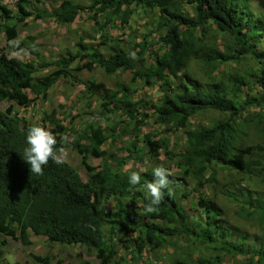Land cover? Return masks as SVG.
<instances>
[{
	"label": "trees",
	"instance_id": "obj_1",
	"mask_svg": "<svg viewBox=\"0 0 264 264\" xmlns=\"http://www.w3.org/2000/svg\"><path fill=\"white\" fill-rule=\"evenodd\" d=\"M2 1L0 36L5 41L0 48V104L6 101L10 105L5 110L0 108V256L7 237L31 246L34 233L51 243L76 245L94 253L98 264H129L118 256L115 243L127 234H138L134 238L138 253L147 246L160 248L168 239L191 236L184 204L174 194L167 195V190L158 211L145 214L148 193L141 187L152 181L153 171H144L140 174L141 182L131 185V172L122 169L128 158L136 162H142L146 156L161 158L167 140L158 129H144L151 121L172 132L185 131L184 150L174 162L181 177L171 175L170 179H192L201 192L198 204L205 224L201 232L194 234L207 243L217 240V231L224 234L219 219L223 211L204 189L223 187L230 192L232 186L249 179L264 184V116L254 109L263 105L264 95L244 90L246 86L250 89V77L256 78L264 89V48L258 47L264 38V19L250 9L249 1L91 0L90 4H83L61 0L54 9L43 10L34 5V1L40 0H17L16 12ZM140 10L157 15L151 32L159 35L158 49L150 48L146 40L124 46L107 31L108 27L131 28L130 19ZM84 12L97 24V45H90L79 36L75 51L67 50L57 58H49L39 49L37 35L19 39L21 26L30 18L48 16L63 26L74 23ZM102 46L109 48L108 55L102 53ZM23 49L33 58L12 54ZM133 52L135 58L130 56ZM246 57L257 65L249 74L231 66ZM193 64L200 67L203 79L194 74ZM223 65L226 67L222 68ZM96 68L109 75L132 72L131 82L118 83L116 88L90 77L84 91L91 97L101 94L100 119L109 120L117 112L125 118L123 132L133 136L130 145L134 150L126 147L127 156H118L104 147L107 140L116 141L123 134L117 123L109 135L92 121L78 131L64 125L57 109L43 110L39 126L51 131L58 141L67 130L79 133L62 146L80 154L81 167L88 176L84 179L66 161L57 165L51 160L42 176L31 174L23 153L28 146L27 130L34 125L14 109V104L37 107L59 80L76 79L73 72ZM39 69L48 71L37 75ZM137 78L147 85H154L157 79L162 81L158 103L135 95L133 85ZM204 111L218 112L221 117L209 125L189 127L193 117ZM252 130L258 132L257 142L250 140ZM140 141L142 148L138 146ZM90 156L102 159V165H92ZM113 161L116 168L111 165ZM216 165L229 174L220 178L219 171L212 170ZM189 194L185 191L183 197ZM228 195L232 199V193ZM137 201H141L138 208ZM89 223L95 230L87 226ZM82 254L78 252V256ZM30 256L42 264L51 259L33 252ZM255 256L258 259L254 264L264 263V243L253 252V260ZM218 258L216 255L192 261L175 257L169 264H222ZM84 264L92 263L84 260Z\"/></svg>",
	"mask_w": 264,
	"mask_h": 264
},
{
	"label": "rangeland",
	"instance_id": "obj_2",
	"mask_svg": "<svg viewBox=\"0 0 264 264\" xmlns=\"http://www.w3.org/2000/svg\"><path fill=\"white\" fill-rule=\"evenodd\" d=\"M60 1L61 0H40L34 1V5L43 10H52ZM75 1L83 4L91 3V0ZM248 1L251 7L250 9L254 10L253 12L256 13L257 17L264 19V0ZM2 3L8 5L16 12L17 0H3ZM156 18L157 15L153 11L146 12L140 10L139 13L135 14L130 19L131 28L121 29L119 26H117L118 28L108 27L107 31L116 37V39H119L120 43L124 46H133L135 42L146 40L150 48L158 49L160 48V44L158 43L159 35L151 32L154 28L153 19ZM101 20H103V18H101ZM150 33L153 34L149 36ZM27 35H37L36 42L39 45V49L49 58H57L67 50L75 51L76 41L79 39V36H83L90 45H97L99 42L97 24L90 19L85 12L81 13V16L77 18L74 23L63 26L58 25L48 16H44L41 19L30 18L26 25L21 26L19 39H24ZM146 36L148 38H146ZM4 41V36H0V48L4 45ZM258 47L261 49L264 48V38L260 40ZM101 51L105 55L109 54V48L107 46H102ZM12 54L24 59L32 57L25 49ZM231 66L242 69V72L247 71L249 74L251 69H255L257 65L253 59L246 57ZM225 67V65L222 66V68ZM47 71L48 70L39 69L37 75L45 74ZM192 71L199 78H204V74L197 64L192 65ZM76 73L73 72V75L77 77V80L75 78L59 80L50 89L47 99H40L38 101L41 108L45 110L57 109L58 117L64 121V125L78 131L92 121L95 126L103 127L106 134L109 135L115 123L119 124V129L123 134L119 136L116 141L107 140L104 147L108 151L118 154V156H127L126 147H130L133 150L134 148L130 145L133 136L123 132V129L126 127L123 121L125 118L117 112L114 113L115 116H112L109 120H100L101 94H98V97H91L85 93L84 89L90 77L96 78L98 81H103L112 88H116L118 83H130L132 72L119 71L109 75L103 70L96 68L92 71L83 70ZM250 79V89L246 86L244 90L250 94L264 95V89L258 85L256 78L250 77ZM154 83V85H147L145 80L137 78L133 85L136 89L135 95L137 97L142 96L147 99H152L158 103L162 95V91L159 89L162 81L157 79ZM165 88H168V85H166ZM9 105L10 104L5 101L0 104V108L5 110ZM14 109L31 124L40 121V118L36 115H32V112H29L28 108L14 104ZM39 109L40 106L38 105L34 107L33 110L37 113ZM254 109H257L264 116V103L262 106ZM38 113L40 112L38 111ZM220 117L221 115L215 111L199 112L193 117L189 127L209 125L210 122L216 121ZM153 128L160 130V136L167 140L166 148L161 152V158L152 159L146 156L142 162H136L132 158H128L127 163L122 169L131 173L135 171L141 174L144 171H153L155 167L163 166L171 172V175L181 177L180 171L174 162L178 159L179 153L183 151L185 147L184 129L172 132L165 129L163 126H158L152 121L150 122V126H146L144 129L151 130ZM78 134L73 130L66 131V135L70 140H74ZM257 134V131L252 130L250 140L257 142L259 139ZM138 146L142 148L144 146L143 142L140 141ZM65 153V161L75 166L82 177L87 179V172L80 164V154L72 148H65ZM136 155H141V152H137ZM89 162L93 163L95 166H101L103 161L100 158H91ZM111 165L114 168L117 167L114 161L111 162ZM212 170H218L220 178L229 174L228 170H220L218 165L212 166ZM172 184L173 186L171 189L173 194L185 206L188 215L187 226L192 235H183L168 239L160 248L152 249L147 246L139 251L141 253H138L134 248V238L137 237L138 234L136 232L130 233L120 242L115 240V243H118V256L123 257L129 264H169L170 260L175 257H182L192 261H201L208 256L214 257L216 255L219 257L218 259L222 264H247L248 262L254 264L258 257L255 256L253 260V252L264 243V208L262 207V204H264L263 183L257 182L254 179H249L247 182L237 183L232 186L230 192H227L228 190L223 187L213 189L211 186H208L204 189L205 193L213 198L216 206L218 205L223 211L219 219L225 233L222 234L220 231H217L214 234L217 240L213 243L203 242L200 236L194 234V231L201 232V228L205 224L202 208L198 204L201 192L197 189L195 181L192 179L186 181L177 180L173 181ZM141 190L147 191L143 185ZM185 191L190 193L186 198L183 197ZM229 193H232V199H230ZM111 203L110 209L113 208L112 205L114 206V202L111 201ZM135 206H137L136 208H138V206L140 207L141 201H137ZM11 239H8V245L6 244L2 248L3 254L0 256V264H42L36 263L30 256L31 252L36 254L35 247L32 246L33 244L31 246H25L21 242L13 238ZM38 250L41 251L40 248H38ZM80 251L83 252L82 257L78 256V252ZM45 256L51 258L48 264H84V260H88L92 264H98L97 257L94 253H87L76 245L70 247L60 245L55 246V248L48 247Z\"/></svg>",
	"mask_w": 264,
	"mask_h": 264
},
{
	"label": "clouds",
	"instance_id": "obj_3",
	"mask_svg": "<svg viewBox=\"0 0 264 264\" xmlns=\"http://www.w3.org/2000/svg\"><path fill=\"white\" fill-rule=\"evenodd\" d=\"M135 58V53H130ZM27 147L24 149L23 159L30 165L31 174L42 176L44 168L49 161L57 165L65 162V148L62 146L68 143V136L64 135L57 140V137L43 126H32L27 130ZM61 145L57 147V145ZM153 179L145 184L147 189L148 203L145 206V214H151L158 211L159 206L164 200L165 190L167 195H173L170 185L173 181L170 179L171 172L163 167L158 166L153 169ZM141 182V176L138 172H132L129 178L131 185H137ZM89 228L95 230V226L89 223Z\"/></svg>",
	"mask_w": 264,
	"mask_h": 264
},
{
	"label": "crops",
	"instance_id": "obj_4",
	"mask_svg": "<svg viewBox=\"0 0 264 264\" xmlns=\"http://www.w3.org/2000/svg\"><path fill=\"white\" fill-rule=\"evenodd\" d=\"M2 37V36H1ZM39 106H40V109L38 110L40 113H38V111H37V113H35L34 112V108L33 107H24V108H28V111L29 112H32V115H36V116H38L40 119V121H38V122H35V123H33V125L34 126H39V125H41V115H42V111L43 110H45V109H43V108H41V105L40 104H38ZM45 111H49L48 109L47 110H45ZM37 117V118H38ZM36 118V119H37ZM89 120V119H88ZM100 120H102V119H100ZM87 121V120H86ZM78 153V152H77ZM91 158H95V157H93V156H90L89 157V161H90V159ZM92 165H93V163H91ZM86 175L88 176V173H86ZM8 239H11V237H7V240ZM14 240H17V241H19L18 239H16V238H13ZM31 239L33 240V247H35L34 249H35V251H36V254H38V255H40V256H42V255H44L45 256V253H46V251H47V248L48 247H54L55 248V246H57V245H60V246H68V247H70V246H74V245H61L60 243H58V242H53V243H51V242H49L48 240H47V238L45 237V236H43V235H36V234H34V233H31ZM12 240V239H11ZM20 242V241H19ZM8 245V244H7ZM48 245V246H47ZM38 248H40L41 249V251H39L38 250ZM16 262H18V261H16Z\"/></svg>",
	"mask_w": 264,
	"mask_h": 264
}]
</instances>
